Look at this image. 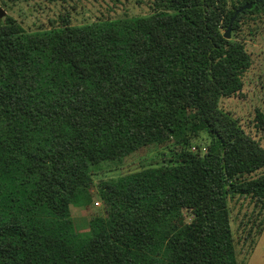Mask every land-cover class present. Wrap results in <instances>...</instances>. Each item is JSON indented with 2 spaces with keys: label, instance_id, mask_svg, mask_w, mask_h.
<instances>
[{
  "label": "trees",
  "instance_id": "trees-1",
  "mask_svg": "<svg viewBox=\"0 0 264 264\" xmlns=\"http://www.w3.org/2000/svg\"><path fill=\"white\" fill-rule=\"evenodd\" d=\"M245 5L237 31L264 0H153L145 15L33 31L6 17L0 264H243L229 199L264 208V175L248 177L264 168V146L219 103L253 62L222 30ZM204 131L207 150H190ZM152 142L183 148L101 181L103 213L79 231L72 209L92 210L94 168Z\"/></svg>",
  "mask_w": 264,
  "mask_h": 264
},
{
  "label": "rangeland",
  "instance_id": "rangeland-1",
  "mask_svg": "<svg viewBox=\"0 0 264 264\" xmlns=\"http://www.w3.org/2000/svg\"><path fill=\"white\" fill-rule=\"evenodd\" d=\"M231 1V0H230ZM153 0H0V7L7 13L0 17V24L7 16L14 17L28 30H41L69 19L73 24H82L103 17L145 15L152 11ZM225 32L227 27H222ZM242 41L252 56V65L243 77V88L230 97H222L220 108L236 119L245 132L264 146V12L247 15L241 21V29L232 30V37ZM211 141L207 132H201L191 141L190 150L205 152ZM173 142L161 145L156 142L128 154L122 159L103 161L93 172L92 210L75 206L72 215L77 229L87 232L95 213H103L104 206L97 188L101 181L140 170L161 163L174 149ZM264 175V168L249 175ZM231 224L235 236L238 260L243 264H264V208L251 197L235 196L229 199ZM93 211V212H90ZM193 215L186 212L183 221H190ZM182 222V220H180Z\"/></svg>",
  "mask_w": 264,
  "mask_h": 264
},
{
  "label": "water",
  "instance_id": "water-1",
  "mask_svg": "<svg viewBox=\"0 0 264 264\" xmlns=\"http://www.w3.org/2000/svg\"><path fill=\"white\" fill-rule=\"evenodd\" d=\"M250 6H251V5H245V6H243L242 8H240V9L237 10L236 14H235L234 17L231 19V21H230V23H229V25H228V27H227V30H226V32H225V37H226V38L230 39V38L232 37V25H233V22H234L235 18L237 17V14H238L239 12H241L242 10H244L245 8L250 7ZM6 13H7V11H6L3 7H0V17L5 16Z\"/></svg>",
  "mask_w": 264,
  "mask_h": 264
},
{
  "label": "crops",
  "instance_id": "crops-1",
  "mask_svg": "<svg viewBox=\"0 0 264 264\" xmlns=\"http://www.w3.org/2000/svg\"><path fill=\"white\" fill-rule=\"evenodd\" d=\"M263 231H264V225H263V227H262V229H261L260 233H262Z\"/></svg>",
  "mask_w": 264,
  "mask_h": 264
}]
</instances>
